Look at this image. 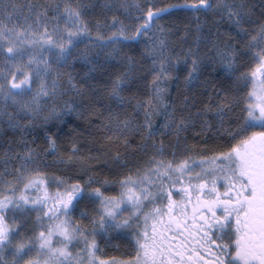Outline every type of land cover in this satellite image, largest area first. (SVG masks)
Segmentation results:
<instances>
[{"label": "snow or ice", "instance_id": "6c2138e0", "mask_svg": "<svg viewBox=\"0 0 264 264\" xmlns=\"http://www.w3.org/2000/svg\"><path fill=\"white\" fill-rule=\"evenodd\" d=\"M260 3L264 15V0ZM118 6L127 10L129 4L122 0ZM131 6L135 23L125 24L113 16L107 25L112 30L104 36L99 20L95 32L83 22L82 13L88 5H54V16L43 13L41 28L38 14L33 30L31 21L22 28L9 27L5 21L13 19L18 5L0 0V54L4 57L0 66V100L4 107L0 114L7 116V125L23 134L33 119L59 120L66 110H77V104L98 105L97 127L109 134L105 138L128 144L127 134L133 129L142 128V139L147 141L154 132L149 109L159 112L164 108V129L179 133L198 117L203 118L202 125L208 124L211 114L230 145L200 157L191 154L194 148L189 145H183L189 155L178 157L174 145L173 158L168 159L164 157L163 141L157 144L153 139L155 154L148 157L142 169H133L118 151L105 157L103 164L90 153L87 157L70 156L69 161L79 163L83 178L53 175L50 182L58 187L50 191L43 178L48 174L39 170L38 153L25 142L26 150L18 153L14 175L5 178L0 174V264H264V21L251 30L246 27L253 6H246L244 0H179L161 6L156 0H133ZM171 11L185 13L191 24V28L185 25L183 36L195 32L190 47L182 49L183 56L173 55L165 44L172 29L164 27L161 17ZM209 12H220L217 20L226 17L236 28L223 47L213 45L223 79L230 87L213 85L215 99L210 93L209 102L195 111L187 96L181 104L165 108L163 94L167 89L162 85L173 76L185 91L197 83L207 86L199 78L210 61L200 53L199 44L207 41L202 28L203 14ZM141 37L148 40L142 55L151 60L149 84L155 89L145 100L123 94L133 80L139 79V70L135 59L121 49L139 43ZM249 54L256 63L238 70L243 63H238L237 56ZM113 59L125 64L123 71L99 84L97 69L106 71L105 66ZM77 61L88 66L87 72L79 74L84 83L77 82L71 71ZM248 81L252 86L247 93L232 94ZM69 91L79 99L63 101ZM9 101L15 114L7 111ZM133 101V111L142 108L144 112L140 123L121 111ZM42 108H47V114L40 117ZM21 115L31 119L21 122ZM254 128L261 130L249 131ZM46 138L55 151L53 138ZM72 149L78 151L75 144ZM201 151L210 149L202 147ZM126 165V173L111 178L92 171L101 167L123 169ZM169 186L178 191L179 200L173 199ZM112 187L117 194H106ZM77 212L80 219L72 216ZM113 235L127 240L131 246L126 248L128 254L101 259L96 255L101 251L96 238L111 239ZM77 242L84 247L73 252Z\"/></svg>", "mask_w": 264, "mask_h": 264}, {"label": "trees", "instance_id": "16d2710c", "mask_svg": "<svg viewBox=\"0 0 264 264\" xmlns=\"http://www.w3.org/2000/svg\"><path fill=\"white\" fill-rule=\"evenodd\" d=\"M237 3L240 0H235ZM234 1V2H235ZM122 0H11V3L18 5L13 19L11 21H5L9 27L15 25L18 28L24 27V25L31 21L33 23V30H35V19L39 14L41 17L40 26L43 27L44 18L43 13H47L49 18L54 16L53 6L59 5L63 8L65 4L76 6L77 4L88 5L89 7L82 13L83 22L92 29L97 31L96 22L99 20L102 24L99 31L102 35L107 36L112 30L107 27L113 16H116L119 20L125 24H132L135 21L132 17L135 14L134 8L131 6L133 0H127L129 7L125 10L118 5ZM143 2V0H139ZM179 0H156V5L161 6L163 4L178 3ZM215 3V0H212ZM245 5L253 6V15L251 22L246 25L250 30L255 26L259 27L260 23L264 21V15H261V3L260 0H244ZM221 16L220 12H209L203 14V34L207 36L206 42L199 44L200 53L209 59L210 62L204 67L200 80L206 83V87H202L199 83L194 88H188L185 91L182 82L178 85L177 78L173 76L167 84L162 85L167 91L163 94V100L167 103L165 108H171L173 105H179L183 102L185 96L188 97V103L193 105L192 111L196 108H202L205 103L209 102V95L215 99V92L212 88L215 85L216 88L230 87L229 82L223 79L221 72L222 64L219 59L215 57L216 47H223L226 40H229L235 35V25L230 24L226 19L221 17L217 20V17ZM50 23H55L50 19ZM64 23L63 20L60 21ZM161 23L165 28H171L172 34L165 39V44L168 46L169 52L173 55L179 54L183 56L182 49L190 47L195 35L194 31H189L185 37L182 35L186 31L185 25L191 24L186 19V14L182 12L171 11L169 15L161 17ZM191 23H195L192 21ZM176 25V27H173ZM152 36V33H149ZM155 37H153V40ZM247 39V36H245ZM148 40L146 37H141L139 43L130 45H124L121 49L122 52L128 56H132L138 65L139 79L133 80L131 86L125 89L124 95L133 94L136 99L145 100L150 95L154 94V87L149 84L152 80V72L148 71L151 60L142 55L143 49L147 45ZM239 48V43L237 44ZM3 55L0 54V66L3 65ZM238 63L242 62L243 67L238 69L240 71L251 68L255 60L251 58V54L247 57L243 55L237 56ZM125 64L117 63L114 59L107 64L106 71L101 72L98 68L95 76L96 81L99 84H104L110 81L112 75L117 72H122ZM65 72L69 69H64ZM72 73L75 75L77 82L84 83L81 73L88 71V66L82 62L77 61L73 68ZM183 74V73H182ZM11 75V73H9ZM19 79V77H16ZM35 87V84L33 85ZM248 86L241 88L239 92L232 93L233 95H242L247 93ZM193 96L195 99H193ZM79 98L75 93H68V96L63 97V101L67 103H73ZM43 103V102H42ZM134 101L129 104L125 109H121L122 112H127L134 117V123H140L144 120L143 109L133 111ZM153 103H156L153 100ZM99 106L80 105L77 104V110H69L60 117L59 120L50 119L44 121L42 118L33 119L30 126H26L23 134L19 128L13 129L8 127L4 121H1L0 127V160L4 157V153H16L24 152L27 146L36 150L38 153L37 160L40 161L39 170L48 174L44 177L50 181L51 176L71 177V179H82L79 163L73 159L69 161L68 157H87L90 154L100 158V163H104L105 157H111L112 153L120 152L125 156V159L129 160V163L133 169L140 167L154 151L152 148V140L155 139L157 144L163 141L165 145L164 156L166 158L172 157V147L175 145L177 148V156H187V152L183 150V145H189L194 148L192 153H205L211 154L212 151H221L224 147L230 145L231 141L225 139V133L217 130L216 122L211 114L208 115V124L202 125L203 118H195L193 123L184 129H181L179 133H176L172 129H164L162 127L165 117L161 114L164 108H160L159 112L156 109L150 108L151 120L153 121L152 128L154 129L153 135L148 137L147 141L142 139L143 129L139 131L133 129L127 134L128 144H124L121 140L106 139V135L102 129H99L97 125L100 123V111ZM7 111L15 114V109L12 107L11 102L7 104ZM102 111V110H101ZM236 111V109H234ZM47 114V108H42L40 117ZM21 122L30 120V117L20 116ZM47 136H51L54 140L55 151L49 148ZM75 144L78 151H73L72 145ZM205 147L210 151H201V148ZM129 154V155H125ZM89 163H93L89 161ZM1 167V164H0ZM127 165L123 169L101 167L92 169L93 172H101L108 175L110 178L116 176L117 173H126ZM12 175H14L12 173ZM86 175V173L84 174ZM9 177V174L4 176ZM71 179L69 181H71ZM112 192V191H111ZM83 207V205H81ZM78 212L76 213L77 216ZM80 219V218H79Z\"/></svg>", "mask_w": 264, "mask_h": 264}, {"label": "rangeland", "instance_id": "374dc122", "mask_svg": "<svg viewBox=\"0 0 264 264\" xmlns=\"http://www.w3.org/2000/svg\"><path fill=\"white\" fill-rule=\"evenodd\" d=\"M235 0H233V2H234ZM217 2V0H215V3ZM236 2V1H235ZM237 3V2H236ZM224 19H226L227 21H228V19L226 18V17H223ZM229 22V21H228ZM257 51H259V49L257 48ZM256 63V61L254 62V64ZM253 64V65H254ZM258 80H259V76H258V78H257ZM247 86L248 87H251L252 86V81H248V84H247ZM61 87H67V85L66 84H62L61 85ZM68 93H70V91L68 92ZM68 93H66L63 97H65V96H68ZM63 97H62V99H63ZM3 107H4V102L2 101V100H0V110H2L3 109ZM67 111H69V110H66L64 113H66ZM63 116V115H62ZM61 116V117H62ZM1 121H4L5 123H6V121H7V116L6 115H3V114H0V127H3L2 125H1ZM7 124V123H6ZM8 126V125H7ZM9 127V126H8ZM253 130H255V131H259V130H261V129H259V128H254V129H249V131H253ZM18 153L19 152H16V153H8L7 152V154L6 153H4V157H2V159L0 160V164H1V167H0V174H3L4 176H6L7 174H10V173H12V170L16 167V164L18 163ZM20 153H23V152H20ZM155 153H154V151L152 152V154L151 155H148V157L149 156H152V155H154ZM192 155H194V156H197V157H200V156H208V155H210V154H205V153H191ZM187 155H189V153L187 152ZM17 157V159H15V160H13V159H11V157ZM165 157V156H164ZM183 157V156H182ZM148 159V158H147ZM147 159H146V161L143 163V165H141L140 167H141V169L143 168V166H145L146 164H147ZM168 159H172L171 157L170 158H168ZM14 174V173H13ZM44 178V177H43ZM45 179V181H46V186L49 188V190L50 191H52V190H55L57 187H58V185H56L55 183H53V182H50V181H48L47 180V178H44ZM71 181H69V183H70ZM112 191V192H111ZM106 194H109V195H114V194H117V189L115 188V187H112V188H109L107 191H106ZM31 195H35V192H33V193H31ZM127 213V210H125V214ZM36 215V213L35 212H33L32 213V216H35ZM80 217L78 216L77 218H75V219H79ZM99 239V237H97V240Z\"/></svg>", "mask_w": 264, "mask_h": 264}, {"label": "flooded vegetation", "instance_id": "af4514ba", "mask_svg": "<svg viewBox=\"0 0 264 264\" xmlns=\"http://www.w3.org/2000/svg\"><path fill=\"white\" fill-rule=\"evenodd\" d=\"M169 190L173 191V199L179 200L180 195L178 194V191L176 189H172L171 186H169ZM193 199L195 197L193 196ZM165 204L167 203V196L164 197ZM157 204L160 203V201H156ZM152 205H148L147 207H151ZM72 216L77 218L79 215L76 213H72ZM91 238V237H90ZM97 239V238H96ZM98 244L100 245V252H97L96 255L100 257L101 259L112 257V256H122L127 255L126 248H130L131 246L128 245V242L126 239L113 235L111 239H102L99 237L97 240ZM118 246V247H117ZM84 247L82 242H77L74 244L72 251L75 252L77 249H82ZM86 256V253L84 254Z\"/></svg>", "mask_w": 264, "mask_h": 264}]
</instances>
